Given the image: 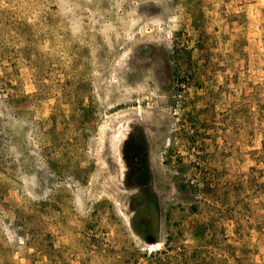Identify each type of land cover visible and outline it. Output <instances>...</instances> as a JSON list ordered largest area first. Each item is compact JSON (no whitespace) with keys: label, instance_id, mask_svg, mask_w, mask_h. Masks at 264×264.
Listing matches in <instances>:
<instances>
[{"label":"rangeland","instance_id":"rangeland-1","mask_svg":"<svg viewBox=\"0 0 264 264\" xmlns=\"http://www.w3.org/2000/svg\"><path fill=\"white\" fill-rule=\"evenodd\" d=\"M0 264H264V0H0Z\"/></svg>","mask_w":264,"mask_h":264},{"label":"trees","instance_id":"trees-1","mask_svg":"<svg viewBox=\"0 0 264 264\" xmlns=\"http://www.w3.org/2000/svg\"><path fill=\"white\" fill-rule=\"evenodd\" d=\"M136 161V160H135Z\"/></svg>","mask_w":264,"mask_h":264}]
</instances>
